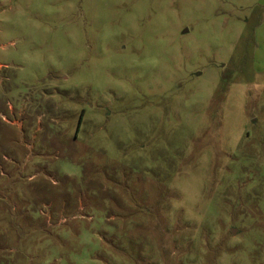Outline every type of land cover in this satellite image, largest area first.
I'll return each mask as SVG.
<instances>
[{
    "label": "rangeland",
    "instance_id": "rangeland-1",
    "mask_svg": "<svg viewBox=\"0 0 264 264\" xmlns=\"http://www.w3.org/2000/svg\"><path fill=\"white\" fill-rule=\"evenodd\" d=\"M0 264H264V0H0Z\"/></svg>",
    "mask_w": 264,
    "mask_h": 264
},
{
    "label": "trees",
    "instance_id": "trees-1",
    "mask_svg": "<svg viewBox=\"0 0 264 264\" xmlns=\"http://www.w3.org/2000/svg\"><path fill=\"white\" fill-rule=\"evenodd\" d=\"M80 123H81V119H80ZM80 123H79V124H80Z\"/></svg>",
    "mask_w": 264,
    "mask_h": 264
}]
</instances>
